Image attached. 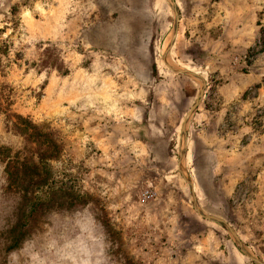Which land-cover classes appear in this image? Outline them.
<instances>
[{
    "label": "rangeland",
    "instance_id": "rangeland-1",
    "mask_svg": "<svg viewBox=\"0 0 264 264\" xmlns=\"http://www.w3.org/2000/svg\"><path fill=\"white\" fill-rule=\"evenodd\" d=\"M0 264H264V0H0Z\"/></svg>",
    "mask_w": 264,
    "mask_h": 264
},
{
    "label": "built area",
    "instance_id": "built-area-1",
    "mask_svg": "<svg viewBox=\"0 0 264 264\" xmlns=\"http://www.w3.org/2000/svg\"><path fill=\"white\" fill-rule=\"evenodd\" d=\"M145 197L149 196V190H145L144 193H143Z\"/></svg>",
    "mask_w": 264,
    "mask_h": 264
},
{
    "label": "water",
    "instance_id": "water-1",
    "mask_svg": "<svg viewBox=\"0 0 264 264\" xmlns=\"http://www.w3.org/2000/svg\"><path fill=\"white\" fill-rule=\"evenodd\" d=\"M195 106H196V103L193 105L192 109H193ZM209 218H211V219L217 221V219H216L215 217H213V216H210Z\"/></svg>",
    "mask_w": 264,
    "mask_h": 264
},
{
    "label": "trees",
    "instance_id": "trees-1",
    "mask_svg": "<svg viewBox=\"0 0 264 264\" xmlns=\"http://www.w3.org/2000/svg\"><path fill=\"white\" fill-rule=\"evenodd\" d=\"M26 122H28V121H26ZM30 124V123H29ZM37 176H38V174H37ZM45 181H46V179H45ZM45 184V183H44Z\"/></svg>",
    "mask_w": 264,
    "mask_h": 264
}]
</instances>
